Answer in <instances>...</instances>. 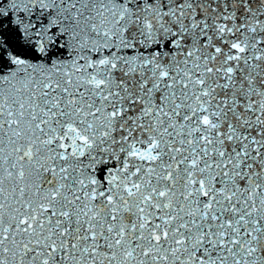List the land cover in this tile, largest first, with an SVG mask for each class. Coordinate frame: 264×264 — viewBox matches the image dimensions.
Returning <instances> with one entry per match:
<instances>
[{
  "label": "snow or ice",
  "instance_id": "1",
  "mask_svg": "<svg viewBox=\"0 0 264 264\" xmlns=\"http://www.w3.org/2000/svg\"><path fill=\"white\" fill-rule=\"evenodd\" d=\"M0 264H264V0H0Z\"/></svg>",
  "mask_w": 264,
  "mask_h": 264
}]
</instances>
